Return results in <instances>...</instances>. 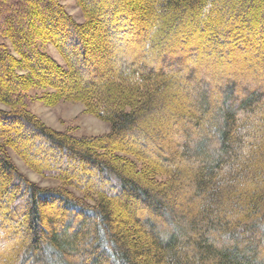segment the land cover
I'll list each match as a JSON object with an SVG mask.
<instances>
[{"label":"trees","instance_id":"16d2710c","mask_svg":"<svg viewBox=\"0 0 264 264\" xmlns=\"http://www.w3.org/2000/svg\"><path fill=\"white\" fill-rule=\"evenodd\" d=\"M76 1L0 0V264H264V0Z\"/></svg>","mask_w":264,"mask_h":264},{"label":"rangeland","instance_id":"374dc122","mask_svg":"<svg viewBox=\"0 0 264 264\" xmlns=\"http://www.w3.org/2000/svg\"><path fill=\"white\" fill-rule=\"evenodd\" d=\"M62 4L66 7L67 11L74 17V19L78 23H83L85 21V17L81 10L78 7L76 0H61ZM1 42L6 44V46L11 50V44L8 40L0 38ZM40 48L42 51L51 55L54 59H56L59 64L65 66V62L58 51L50 44H44L40 42ZM13 51V49H12ZM129 56L128 58H132ZM45 92L42 88H34L30 91V95L34 100L32 104V111L38 118L41 119L47 126L50 128L66 132L69 131L75 136H99L104 135L110 132L111 126L108 122L100 120L85 111V106L82 103L70 102V101H62L58 105L54 107L45 106L41 101H39V97ZM183 99V98H182ZM184 102H189L187 99L185 100H177V106L183 104ZM1 109H6V107L0 105ZM256 122L262 123L260 117H258ZM259 126V123L257 124ZM179 136V135H178ZM173 135V138L179 137ZM175 150V149H174ZM9 153L16 164L19 171L25 175L30 181L36 183L41 187L46 188H54L61 185V181L58 179L52 178H44L43 176L35 173L31 169H29L26 164L18 157L16 152L13 149H9ZM74 192H77L74 189H71ZM80 196L81 194L77 192ZM141 216L145 215L143 211L140 213Z\"/></svg>","mask_w":264,"mask_h":264}]
</instances>
